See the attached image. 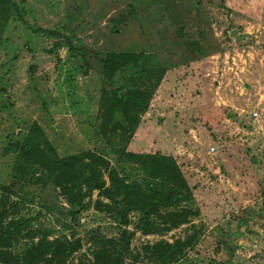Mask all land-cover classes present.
Returning <instances> with one entry per match:
<instances>
[{
    "label": "rangeland",
    "instance_id": "1",
    "mask_svg": "<svg viewBox=\"0 0 264 264\" xmlns=\"http://www.w3.org/2000/svg\"><path fill=\"white\" fill-rule=\"evenodd\" d=\"M12 2L0 38V264H59L48 247L63 242L75 251L61 264H115L121 253H94L109 251L106 242L123 230L131 236L122 264H264V0H201L209 28L193 20L190 0ZM200 32L202 59L221 53L225 62L206 66L198 94L188 71L161 102L151 97V130L140 142L98 132L104 91H143L148 72L185 67L187 44L202 42ZM68 44L140 58L107 79L94 63L83 72ZM231 79L239 83L229 87ZM158 152L172 156L192 200L179 206L189 214L184 224L144 235L132 209L126 226L97 210L110 202L81 179L92 163L82 158L93 153L141 185L149 174L124 154ZM41 242L47 247L29 263L26 253Z\"/></svg>",
    "mask_w": 264,
    "mask_h": 264
},
{
    "label": "trees",
    "instance_id": "2",
    "mask_svg": "<svg viewBox=\"0 0 264 264\" xmlns=\"http://www.w3.org/2000/svg\"><path fill=\"white\" fill-rule=\"evenodd\" d=\"M190 2L194 16L193 20L195 19V22L200 21L209 28L210 21L201 4V0H190ZM16 8L17 6L12 0H0V38ZM199 37L202 42L197 41L187 44L189 48L185 51L187 53L186 60H182V64L198 61L207 56V47L204 44L205 38L203 39L204 36L201 32ZM67 47L72 56L79 57L83 61L81 66L83 72L87 73L91 69V64L94 63L92 66L97 65L95 68L107 79H111L121 69L138 63L140 58L136 54L93 53L86 49H76L71 44H68ZM162 66L163 68L160 69L158 75H156L157 73L154 70L153 74L151 72L146 74L142 81L145 82L141 84L145 87L143 91L131 88L122 91V89L116 88L113 93L107 91L102 93L98 132L106 133L105 131L107 130L109 133H116L120 131L123 136H127L128 142L130 141L140 123L141 116L147 112L151 97L160 85L165 73L173 68L172 64L164 63ZM128 142L126 143L128 144ZM124 155L129 162L139 164L140 169L145 174H149L147 181L141 185L130 184L125 177H118L115 171H108L104 161L97 155L86 153L82 158L89 159L92 163L86 164L88 173L84 175L82 172L81 179L86 183L87 187L99 191V194L110 202V204H98L97 210L116 219L121 226H126L129 223L128 212L132 209L138 216L135 229L141 231L144 235L168 231L178 224H184L189 214L185 210H180L179 206L182 203L191 201L192 194L174 160L159 153L154 155L125 153ZM80 157L67 160L76 161L80 160ZM96 164L98 166H95ZM102 170L108 171V186L102 179ZM76 202L78 205L81 204L78 200ZM162 211L166 212L162 213ZM157 221H161V228ZM130 236L131 234L123 230L118 240H108L106 242L109 251L100 246L101 252L100 250L95 252L94 256L112 252V257L114 253H121L115 264H122V259L128 249ZM45 247L47 245L41 242L29 249L26 253L29 263H35ZM48 248L52 250L53 258L59 257V264H61L75 251V243L63 242L53 246L50 245ZM170 255L171 258L172 254ZM106 257H110V255ZM166 257L168 258L169 256L167 255ZM105 261L107 260L101 259L98 264H110ZM47 262L51 261L48 260ZM81 264L86 263L81 261Z\"/></svg>",
    "mask_w": 264,
    "mask_h": 264
},
{
    "label": "crops",
    "instance_id": "3",
    "mask_svg": "<svg viewBox=\"0 0 264 264\" xmlns=\"http://www.w3.org/2000/svg\"><path fill=\"white\" fill-rule=\"evenodd\" d=\"M223 62H225V60H223V57H222V55L220 53L219 55H213L209 59L205 58V59H201V60H198V61L190 62L189 64L187 63L188 65H186L185 67H179L180 69H172V70L170 69V70H168L165 73L160 85L158 86V88L156 89L155 93L153 94L154 95L153 96L154 100L152 102L154 103L157 98H159V102H161L163 100V97L159 96V95L162 94L164 88H166L167 86L168 87L173 86L176 83V80H178V77L181 74H182V76L186 75L185 77H187L188 71H192V73L186 79L192 85V89H196L197 88L195 92L198 94L197 91H198L199 87L204 88L206 86L207 82H208V78L210 77L208 71H206V66L208 65V66H211L213 68H217L218 69L221 66H223ZM210 63L212 65H210ZM213 68H212V70H213ZM253 68L255 70H257V72H260V70H261V72L263 71L262 68L259 69L257 66H254ZM223 74H224V72H223ZM237 76H238V74H237ZM173 78L175 80H171ZM234 82L239 83V82H237V80L231 79L229 84H228V86L229 87H233ZM197 97H200V96H197ZM151 106H152V103L149 105V108H148L147 112L144 113L141 116V118L142 117L143 118L140 120V123H139V125H138V127H137V129H136V131H135V133L133 135L132 139H134V137H135V141H137V142H140L139 140L141 138V136H140L141 133H142V135H144L146 133L148 134L149 130H151L150 124H149V126H147L145 124V121L148 119L147 117L149 116V113L151 112V111H149ZM171 137H172V135H171ZM130 144L132 145L133 143L131 142ZM138 144H141V143H138ZM139 150H141V149H139ZM171 151H174L173 148L171 149ZM214 151H215L214 148H210L209 150H207V153L210 155V154L214 153ZM169 157H172V156H169Z\"/></svg>",
    "mask_w": 264,
    "mask_h": 264
},
{
    "label": "built area",
    "instance_id": "4",
    "mask_svg": "<svg viewBox=\"0 0 264 264\" xmlns=\"http://www.w3.org/2000/svg\"><path fill=\"white\" fill-rule=\"evenodd\" d=\"M253 117H255V118H256V117H257V114H254V115H253Z\"/></svg>",
    "mask_w": 264,
    "mask_h": 264
}]
</instances>
